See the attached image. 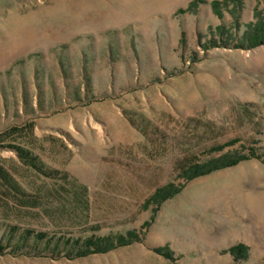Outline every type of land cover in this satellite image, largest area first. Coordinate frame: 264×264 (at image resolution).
Here are the masks:
<instances>
[{"label":"rangeland","instance_id":"1","mask_svg":"<svg viewBox=\"0 0 264 264\" xmlns=\"http://www.w3.org/2000/svg\"><path fill=\"white\" fill-rule=\"evenodd\" d=\"M212 1L0 0V264H264V3Z\"/></svg>","mask_w":264,"mask_h":264},{"label":"trees","instance_id":"2","mask_svg":"<svg viewBox=\"0 0 264 264\" xmlns=\"http://www.w3.org/2000/svg\"><path fill=\"white\" fill-rule=\"evenodd\" d=\"M229 1L231 0H222V1H212V5L216 8L217 6H225ZM233 1V0H232ZM197 1H194L191 3V5L195 4ZM264 3V0H263ZM256 11V10H255ZM261 13L258 11L255 12L256 16H259ZM222 33V31H220ZM258 44H264V18H258L256 22H249L246 24L245 31L243 32V35L241 37V41L239 42V46H256ZM16 148V147H14ZM18 152V156L22 158L23 160H26V157H22L21 153L19 152V149H15ZM247 157H237V158H229V157H223L219 161H215L212 163H208L204 165V168L199 169L196 165H192L190 168L192 169L191 172L188 175V179L192 177L199 176L201 174L210 172L211 170L217 169L219 167L228 166L237 163L238 161L242 159H246ZM176 190L174 189H158L155 194L154 198H158V200L165 198L167 196L172 195ZM130 233L128 237H131ZM38 237L42 238V234H39ZM131 240L125 239L124 236H106V237H99L96 239H88L84 243V249L96 247L98 251L95 252H106V250L115 247L117 244H126L130 242ZM75 250L77 251H66L67 255L69 257L74 256H82L85 255L86 252L79 250L78 244L74 243ZM5 248L0 245V254H2ZM160 254L166 256L169 258L170 253L167 251H157ZM228 252L233 256L235 260L239 259H245L247 255V247L243 243H238L228 249Z\"/></svg>","mask_w":264,"mask_h":264}]
</instances>
